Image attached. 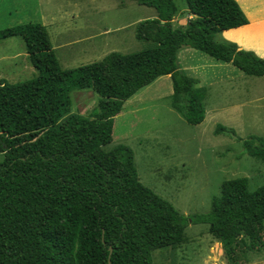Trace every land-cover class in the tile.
<instances>
[{
	"label": "trees",
	"instance_id": "1",
	"mask_svg": "<svg viewBox=\"0 0 264 264\" xmlns=\"http://www.w3.org/2000/svg\"><path fill=\"white\" fill-rule=\"evenodd\" d=\"M136 1L157 10L136 25L148 46L74 68L61 66L43 23L0 30V40L23 38L38 71L0 80V264H154L155 250L185 240L189 220L209 224L230 264L264 248V185L251 191L247 177L225 180L208 213L185 216L140 181L129 145L105 148L125 102L165 75L172 108L190 124L205 120L208 88L181 67L184 47L264 76L263 57L217 38L249 23L237 0H185L186 10L177 0ZM179 14L188 15L185 25L174 23ZM75 89L99 96L90 115L72 112ZM215 133L243 140L264 161V137L242 139L222 124Z\"/></svg>",
	"mask_w": 264,
	"mask_h": 264
},
{
	"label": "rangeland",
	"instance_id": "2",
	"mask_svg": "<svg viewBox=\"0 0 264 264\" xmlns=\"http://www.w3.org/2000/svg\"><path fill=\"white\" fill-rule=\"evenodd\" d=\"M237 1L249 20L264 18V0ZM42 2L39 12L38 0H0V30L41 22V16L48 21L51 15L58 18L63 14L65 22H74L72 13L77 10L81 26L63 36L64 40L86 37L106 27L112 31L97 38L101 42L99 49L72 59L62 58L61 66L65 69L102 60L114 51L131 53L147 47L148 42L136 37V25L157 15L155 8L136 0ZM177 3L181 10H186L185 0ZM187 18V14H179L174 23L185 25ZM124 25L127 27L121 29ZM259 32L264 35V28ZM224 37L223 32L217 35L218 40ZM259 41L252 37L245 49L261 45ZM65 51L67 48L61 52ZM179 58L181 67L208 88L205 120L198 125L190 124L172 108L173 82L170 75H165L125 102L115 118L113 141L105 148L121 143L129 145L135 154L140 181L170 201L183 215L194 216L211 210L212 199L220 195L225 180L247 177L251 191L264 185V161L249 155L243 140L215 133L217 125L222 124L234 128L242 139L253 135L264 137V76L247 75L232 63L218 61L192 47H184ZM37 74L22 37L0 40V80L16 83ZM71 98L74 113L90 115L98 106L99 96L92 90L75 89ZM4 159L0 152V163ZM185 232L181 244L155 250L153 263L230 264L219 236L210 231L209 224L189 220ZM246 257L240 264H264V248L249 251Z\"/></svg>",
	"mask_w": 264,
	"mask_h": 264
},
{
	"label": "crops",
	"instance_id": "3",
	"mask_svg": "<svg viewBox=\"0 0 264 264\" xmlns=\"http://www.w3.org/2000/svg\"><path fill=\"white\" fill-rule=\"evenodd\" d=\"M51 2V0H47ZM39 4L37 9L39 12H41V7L44 5V2L42 0H38ZM73 18L75 19L74 22H65L64 21V15L62 14L60 17L57 18L56 15H51L49 17V20H44V16H41V23L46 25L51 41L53 44V48L55 49V52L60 60V63L62 65V58L63 59H72L77 55H81L84 53H90L93 50H97L100 47L101 42L97 40L98 37H103L104 35H108L111 33L110 28H105L101 32H90L88 36L82 37V38H73L72 40H64L65 37L69 34L70 31H73L76 27H80L78 17H79V11L74 10ZM60 21V22H56ZM91 25V22H90ZM92 26V25H91ZM127 26H122L121 29H125ZM264 28V18L257 19V20H249L248 24H245L243 26H239L236 28L228 29L223 31V34L225 35L224 39L236 42L241 49H245L247 42L251 40L252 37H255V39H260L259 41L261 45H255L252 46V50H254L258 55L262 56L264 55V35L259 32L260 29ZM73 29V30H72ZM119 29V30H121ZM54 34L56 37V40L54 39ZM64 48H67L68 51L61 52ZM255 48V49H254ZM27 50V49H26ZM248 50V49H247ZM62 53V56L60 55ZM28 55V52H27ZM12 58H17V56H14Z\"/></svg>",
	"mask_w": 264,
	"mask_h": 264
},
{
	"label": "water",
	"instance_id": "4",
	"mask_svg": "<svg viewBox=\"0 0 264 264\" xmlns=\"http://www.w3.org/2000/svg\"><path fill=\"white\" fill-rule=\"evenodd\" d=\"M112 249H113V248H112V247H110V250H111V251H112ZM109 263H110V264H113V263L111 262V260H110V259H109Z\"/></svg>",
	"mask_w": 264,
	"mask_h": 264
}]
</instances>
